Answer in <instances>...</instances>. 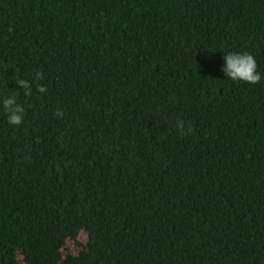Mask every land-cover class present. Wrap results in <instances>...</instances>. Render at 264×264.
I'll use <instances>...</instances> for the list:
<instances>
[{
  "label": "trees",
  "instance_id": "trees-1",
  "mask_svg": "<svg viewBox=\"0 0 264 264\" xmlns=\"http://www.w3.org/2000/svg\"><path fill=\"white\" fill-rule=\"evenodd\" d=\"M0 264H264V0H0Z\"/></svg>",
  "mask_w": 264,
  "mask_h": 264
},
{
  "label": "clouds",
  "instance_id": "clouds-1",
  "mask_svg": "<svg viewBox=\"0 0 264 264\" xmlns=\"http://www.w3.org/2000/svg\"><path fill=\"white\" fill-rule=\"evenodd\" d=\"M257 61L255 57L247 52H230L225 55V63L222 71L233 81H243L250 84H257L261 81V74L257 71ZM42 78V76H39ZM17 85L27 90L26 94H31L30 82L19 79ZM38 91L45 92L47 88L43 85L38 87ZM3 108L8 114V122L13 125H20L23 122L24 109L17 103L16 95L7 96L2 101ZM57 115H60L58 112ZM184 122L179 120L177 126L183 129Z\"/></svg>",
  "mask_w": 264,
  "mask_h": 264
}]
</instances>
